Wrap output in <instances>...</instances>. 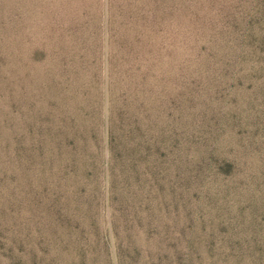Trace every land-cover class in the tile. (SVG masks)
Listing matches in <instances>:
<instances>
[{
  "label": "rangeland",
  "instance_id": "1",
  "mask_svg": "<svg viewBox=\"0 0 264 264\" xmlns=\"http://www.w3.org/2000/svg\"><path fill=\"white\" fill-rule=\"evenodd\" d=\"M0 264H264V0H0Z\"/></svg>",
  "mask_w": 264,
  "mask_h": 264
},
{
  "label": "trees",
  "instance_id": "2",
  "mask_svg": "<svg viewBox=\"0 0 264 264\" xmlns=\"http://www.w3.org/2000/svg\"><path fill=\"white\" fill-rule=\"evenodd\" d=\"M131 129H133V128H131ZM108 144H109L110 153L111 154L113 153V156H116L114 153H118V154L121 153L120 150H118L117 140H116V138H114V135L111 132H109V134H108ZM136 164H137V162L134 159H131L128 163L123 164L124 168L127 167V169L131 170V172H132L131 178H137V176L139 175L138 171L136 170V168H137Z\"/></svg>",
  "mask_w": 264,
  "mask_h": 264
}]
</instances>
